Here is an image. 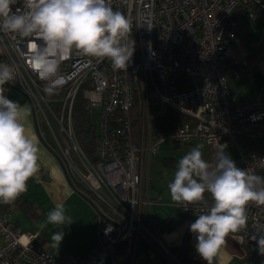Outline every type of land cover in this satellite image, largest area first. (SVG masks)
Segmentation results:
<instances>
[{
	"label": "built area",
	"instance_id": "built-area-1",
	"mask_svg": "<svg viewBox=\"0 0 264 264\" xmlns=\"http://www.w3.org/2000/svg\"><path fill=\"white\" fill-rule=\"evenodd\" d=\"M109 2L131 21L134 52L126 70H114L107 58L98 61L73 51L61 62L57 77L41 80L26 63L31 38L0 32V63L15 68L5 91L16 89L30 103L66 175L89 194L98 224L96 243L86 256L62 257L35 245L38 233L21 232L0 208V264H182L142 219L143 209L149 212L152 204L147 192L149 162L164 143L234 147L239 167L264 177V149L248 150L243 144L244 137L264 134V101L260 96L237 100L226 84L227 78L244 73L242 66L228 64L239 30L235 14L264 21V0ZM12 7L23 11V0H15ZM45 88H52V94ZM79 93L91 113L98 111L93 162L73 132ZM167 114L188 120L154 133L153 120ZM205 199L211 205L212 200ZM174 205L194 219L206 211L201 204ZM258 233H264V205L250 203L246 227L234 234L258 247L252 239Z\"/></svg>",
	"mask_w": 264,
	"mask_h": 264
},
{
	"label": "clouds",
	"instance_id": "clouds-1",
	"mask_svg": "<svg viewBox=\"0 0 264 264\" xmlns=\"http://www.w3.org/2000/svg\"><path fill=\"white\" fill-rule=\"evenodd\" d=\"M15 0H0V32L31 38L27 66L41 80L57 77L61 62L73 51L103 61L114 70H126L133 56L129 39L131 21L114 10L109 0H23L24 10H13ZM15 77V68L0 63V203L11 204L28 190V181L40 170L39 146L28 134L26 107L5 95L4 85ZM52 94V88H45ZM214 166L203 158L197 145L178 161L174 179L168 184L171 201L201 204L206 209L190 224L196 235V251L207 264H214L226 237L246 227L247 206L264 205V177L237 166L221 145ZM205 193L212 203L208 204ZM62 203L47 213L45 223L70 224ZM64 238L62 230L52 234L53 247ZM264 255V233L252 236Z\"/></svg>",
	"mask_w": 264,
	"mask_h": 264
},
{
	"label": "crops",
	"instance_id": "crops-1",
	"mask_svg": "<svg viewBox=\"0 0 264 264\" xmlns=\"http://www.w3.org/2000/svg\"><path fill=\"white\" fill-rule=\"evenodd\" d=\"M235 15L239 30L234 41L232 57L228 64L242 66L244 73L238 77L227 78V89L235 99L240 101L252 100L257 96H260L264 101V21L250 19L241 12H236ZM5 95L10 100L26 107L29 111L30 115L26 121V128L28 134L34 138L40 149L39 173L36 178L28 181V190L22 197L27 199L29 204L36 207L37 217L43 218V223L46 221L47 213L57 203L64 205L65 214L71 218L72 222L70 224L66 222L64 225H52L53 228L50 227L43 233L44 228L30 226L28 220L35 221V219H32L31 209L26 208L27 203L21 205L16 202L11 204L0 203V208L3 206L1 209L6 213L10 223L21 232L35 231L38 233V237L34 242L35 245L43 246L50 252L62 257H64L66 251L69 255L84 257L94 247L97 240L95 209L83 195L74 189L72 181L66 175L59 159L39 138L32 108L24 95L16 89L5 91ZM243 144L248 150L264 149V134L255 137H244ZM197 145H203L201 149L203 158L209 162L210 166H214L216 154L220 150L208 147L198 141L182 147L164 143L158 154L167 151L170 155L176 149H181L185 150L183 151L185 155ZM226 152L239 167L236 149L229 147L226 148ZM172 161L170 156L162 158L164 164L173 165ZM173 179L174 172L172 171L162 175L160 179L158 177L151 179L148 166L147 192L152 204L149 212L143 209L142 219L156 229L168 248L173 250L184 245H191L194 248L195 259L201 264H207V261L203 260L197 253L195 247L197 243L196 235L190 231V224L195 219L177 210L174 205L175 202L171 201L170 194L166 196L168 184ZM205 198L211 199L210 194L205 193ZM60 230L64 232L65 241L60 247L58 245L53 247L51 236ZM248 256L245 241L239 235L231 233L226 237V244L221 248L214 264H246V261H250L249 258H251H248Z\"/></svg>",
	"mask_w": 264,
	"mask_h": 264
},
{
	"label": "trees",
	"instance_id": "trees-1",
	"mask_svg": "<svg viewBox=\"0 0 264 264\" xmlns=\"http://www.w3.org/2000/svg\"><path fill=\"white\" fill-rule=\"evenodd\" d=\"M131 119L132 129L135 133L138 126L137 115L135 112ZM187 120L188 118L183 115L167 114L164 118L153 120V131L154 133L164 132L176 127L177 125ZM72 126L78 146L91 162L95 161V150L98 137L97 127L93 122L91 109L88 107L87 102L85 101L81 93L78 94L73 108ZM43 133L44 134H42V137L45 142V146L48 147L52 151V153L59 159L58 153L56 152V147L51 143L50 135L45 130H43ZM72 186L90 202L89 194L87 192L81 191L79 185L74 182H72ZM15 202L18 205L27 203L28 205L26 206V208L31 209L30 211H32V219L37 218L38 214L36 211V207L29 204L27 199L20 196ZM2 207L3 206H1V208ZM245 245L248 250V258L251 257L249 258L250 261H246V264H264V255H261L259 253L258 247L254 246L248 241H245ZM172 252L177 256L182 264H201L195 259L194 248L191 245H184L182 247L175 248L172 250Z\"/></svg>",
	"mask_w": 264,
	"mask_h": 264
},
{
	"label": "rangeland",
	"instance_id": "rangeland-1",
	"mask_svg": "<svg viewBox=\"0 0 264 264\" xmlns=\"http://www.w3.org/2000/svg\"><path fill=\"white\" fill-rule=\"evenodd\" d=\"M92 119H93L94 124L96 125L97 122H98V111H97V109H93L92 110ZM41 133L44 134L43 133V128L41 129ZM183 151H185V150L176 149L170 155H168L167 151H162L163 153H160V154L157 153L156 155L152 156L151 159H150V162H149L150 163L149 164V173L151 175V179H155L157 177H158V179H160L162 177V175L167 174L169 171L175 172L176 169H177V166H178L179 159H181L183 157V155H184ZM165 156H170L172 158L173 165H168L166 163L165 164L162 163V158L165 157ZM75 160H76V164L78 165V167L81 168V163L77 159H75ZM169 194L170 193H169V190L167 188L166 196L169 195ZM95 204H97L98 207H101V205L97 201L95 202ZM43 221L44 220L41 217L35 218V221L34 220L33 221L32 220H28L30 226H35L36 228L40 227V225L43 223ZM96 224H97V220H96ZM50 227H52L51 224L47 225L44 228V231H42V232L44 233ZM64 241H65V239L63 238V240L61 241L60 245H58V246L60 247L63 244ZM67 252L68 251H66V253H64V256H68L69 255V253H67Z\"/></svg>",
	"mask_w": 264,
	"mask_h": 264
},
{
	"label": "water",
	"instance_id": "water-1",
	"mask_svg": "<svg viewBox=\"0 0 264 264\" xmlns=\"http://www.w3.org/2000/svg\"><path fill=\"white\" fill-rule=\"evenodd\" d=\"M33 116H34V114H33ZM34 119H35V117H34ZM35 127H36V131H37V133H38L39 138L41 139V141H42L43 143H45L44 140H43V137H42V135H41V133H40L39 126H38V124H37V122H36V119H35ZM59 161H60V160H59ZM60 163H61V165H62V162H61V161H60ZM62 167H63V165H62ZM63 168H64V167H63Z\"/></svg>",
	"mask_w": 264,
	"mask_h": 264
}]
</instances>
